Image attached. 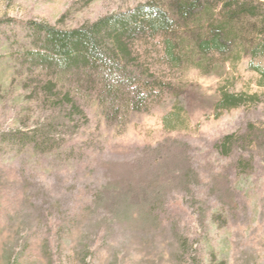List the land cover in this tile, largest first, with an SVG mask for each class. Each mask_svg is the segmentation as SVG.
<instances>
[{
    "label": "rangeland",
    "instance_id": "1",
    "mask_svg": "<svg viewBox=\"0 0 264 264\" xmlns=\"http://www.w3.org/2000/svg\"><path fill=\"white\" fill-rule=\"evenodd\" d=\"M177 1L0 0V264H264L261 58L166 66L164 33L138 34L137 63L171 86L146 109L108 110L94 71L35 55L37 25L71 30L145 2L185 45L196 16L180 19ZM222 93L239 105L219 108Z\"/></svg>",
    "mask_w": 264,
    "mask_h": 264
},
{
    "label": "trees",
    "instance_id": "2",
    "mask_svg": "<svg viewBox=\"0 0 264 264\" xmlns=\"http://www.w3.org/2000/svg\"><path fill=\"white\" fill-rule=\"evenodd\" d=\"M176 12L182 20L189 14L196 16L193 26L177 33L176 38L183 39L185 45L171 36L175 20L163 8L145 2L71 30L37 25L42 46L35 55L40 62L59 69L85 71L90 80L93 75L89 72L94 71L106 93L103 103L108 110L121 105L146 109L147 104L141 106L146 96L158 98L171 86L169 78L156 76L137 63L138 52L132 55L130 45L141 33H164L161 57L166 66L203 68L210 58L239 59L242 54L264 61V0H178ZM250 69L264 81V64L250 62ZM238 105L237 95L221 94L219 108Z\"/></svg>",
    "mask_w": 264,
    "mask_h": 264
}]
</instances>
